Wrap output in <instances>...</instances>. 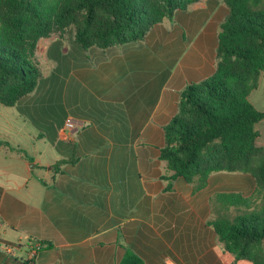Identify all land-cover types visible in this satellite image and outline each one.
Masks as SVG:
<instances>
[{"label":"crops","instance_id":"obj_1","mask_svg":"<svg viewBox=\"0 0 264 264\" xmlns=\"http://www.w3.org/2000/svg\"><path fill=\"white\" fill-rule=\"evenodd\" d=\"M229 13L222 0H199L142 41L105 50L81 51L72 37L40 41L42 77L53 67L66 85L39 83L12 107L19 119L0 123V240L19 247L20 264H121L127 254L144 264H253L226 252L208 221L215 194L250 196L255 179L223 171L196 192L181 178L166 181L160 158L181 92L216 72ZM57 95L70 103L64 122L55 132L48 119L34 128L35 98ZM248 99L264 113V73ZM69 119L85 127L67 141ZM257 131L264 152V121ZM33 246L42 251L28 263Z\"/></svg>","mask_w":264,"mask_h":264},{"label":"trees","instance_id":"obj_2","mask_svg":"<svg viewBox=\"0 0 264 264\" xmlns=\"http://www.w3.org/2000/svg\"><path fill=\"white\" fill-rule=\"evenodd\" d=\"M198 1L0 0V104L14 107L37 88L42 73L33 59L36 46L53 32L74 26L83 49L105 50L142 41ZM222 1L230 13L219 34L216 72L181 92L178 114L164 128L160 158L167 164L166 181L181 178L196 192L223 171L255 179L250 196L215 194L208 225L237 260L264 264L257 249L264 243V152L257 146L264 113L248 99L264 73V0ZM121 264L144 263L127 254Z\"/></svg>","mask_w":264,"mask_h":264},{"label":"rangeland","instance_id":"obj_3","mask_svg":"<svg viewBox=\"0 0 264 264\" xmlns=\"http://www.w3.org/2000/svg\"><path fill=\"white\" fill-rule=\"evenodd\" d=\"M75 32H76V28L74 26L72 27H68L67 29H65V31L60 32H53L52 35L48 38L51 37H63V39L68 38V37H72V44L75 46V48H79V50L83 51L84 49L82 48V46L77 43L73 36L75 37ZM46 39V38H45ZM41 41V40H40ZM36 46V50H35V56L33 57L34 61H36V63L38 64V67L40 69V71H42L43 67L40 66V60H39V43ZM65 42V41H64ZM65 47H67L65 45ZM85 52V51H84ZM76 54V51L73 52L70 56H73ZM70 56L68 58H70ZM53 65V62L51 63V66ZM63 68H61L59 71H61ZM53 67L50 68V71L46 74H44L45 76L42 77V79L40 80L39 83H41L39 86L41 88H45V87H49V88H56V87H60V86H65L66 85V81H67V74L65 73V71H62V76L60 77L59 74H57V72H55L53 74ZM42 73V72H41ZM43 76V75H42ZM69 77V76H68ZM229 86L233 85V81L229 80ZM53 97V96H51ZM37 98H35L34 100V108L35 110H39V108L42 107V110L40 112H38L40 114L39 117L34 116L33 119H38L35 120V125L34 128L36 127H41L42 126V119H45L47 121V119L49 120V126L46 128L48 130H51L52 132H55V130L58 129V125L61 124L62 122H64V119H66V112L65 110L67 108L70 107V103L66 102V104L61 105L60 106V99H59V95H57V101H37ZM36 102V103H35ZM19 110L15 107H6L2 104H0V123L4 124V121L9 119V118H17L19 119L18 112ZM50 126L52 128H50ZM258 252L261 256L264 257V244L260 247L257 248ZM42 251L41 247H37V246H33L32 248L29 249V253L26 255L27 256V262H31L32 260H35L36 256L38 255V253H40ZM34 253V254H33ZM20 256H14V255H8V254H4V253H0V264H20L21 259H19ZM32 264V263H30Z\"/></svg>","mask_w":264,"mask_h":264},{"label":"built area","instance_id":"obj_4","mask_svg":"<svg viewBox=\"0 0 264 264\" xmlns=\"http://www.w3.org/2000/svg\"><path fill=\"white\" fill-rule=\"evenodd\" d=\"M85 127V123L76 119H69L66 121L64 129L62 130V138L63 140H70L71 137L78 132L80 129ZM19 247L14 246L0 240V253L8 254V255H16ZM34 254V253H33Z\"/></svg>","mask_w":264,"mask_h":264}]
</instances>
